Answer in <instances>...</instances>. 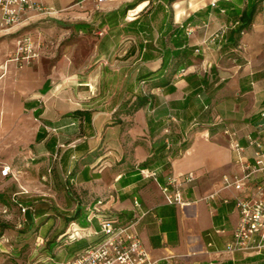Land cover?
<instances>
[{"label": "crops", "instance_id": "obj_1", "mask_svg": "<svg viewBox=\"0 0 264 264\" xmlns=\"http://www.w3.org/2000/svg\"><path fill=\"white\" fill-rule=\"evenodd\" d=\"M132 1L108 0L97 8L92 0H41L47 10L57 12L55 21L83 20L68 23L58 53V38L41 44L26 33L37 44L38 56H90L93 63L83 73L63 72L62 88L55 86L52 75L40 84L38 69L19 68L14 58L0 75L2 81L22 69L14 79L19 102L10 105L6 93L4 100L0 95V135L22 115L36 121L29 157L37 167L46 165L50 187L56 190L52 173L65 181V170L73 169L67 153L62 158L73 142L82 160L72 176L82 192L78 198L68 193L63 206L40 203L27 219L18 205L23 200L8 193L21 187L18 177L23 171L13 160L0 157V194L9 196L0 200V264H67L79 246L97 238L102 216L135 222L154 264H264V247L227 250L239 220L237 200L256 194L264 170L241 190L226 187L225 181L233 182L242 175L244 163L255 160V147L247 145L245 136L264 141V117L259 113L264 108V0L234 46L207 40L221 29L234 28L247 0H176L171 6L165 0H143L123 11ZM76 24L84 29L73 40L69 36ZM186 51L190 54L184 56ZM16 52L17 44L0 39V56ZM163 58L171 62L163 72L166 85L147 89L137 82L140 75L160 70ZM141 88L150 102L113 123L114 112ZM76 97L77 103L70 101ZM76 111L79 123L72 115ZM195 121L199 125L191 129ZM166 125L172 130L170 149L164 147ZM234 139L245 147L242 162L231 148ZM4 166L12 175L1 174ZM141 169L157 172L156 179L143 176ZM188 173L194 180L183 184V197L192 203H166L160 186L171 176ZM75 212L78 218L50 251L46 241L64 227L63 217ZM31 219L37 229L23 233L21 228ZM25 237H31L28 262L19 252Z\"/></svg>", "mask_w": 264, "mask_h": 264}, {"label": "built area", "instance_id": "obj_2", "mask_svg": "<svg viewBox=\"0 0 264 264\" xmlns=\"http://www.w3.org/2000/svg\"><path fill=\"white\" fill-rule=\"evenodd\" d=\"M97 8L108 0H92ZM57 12L47 10L41 0H0V34H5L26 21L32 14L53 16ZM192 31V29H188ZM103 31L98 32L102 34ZM224 29L215 32L207 40L208 42L220 41L223 37ZM36 43L31 36L21 35L17 41L16 60L21 62L20 66L28 65L30 61L38 57ZM198 51V49H196ZM184 73V69L180 74ZM260 116L264 117V108L260 110ZM175 121L174 118H171ZM169 127L165 128L166 135L170 133ZM225 133H228L225 131ZM247 145L255 147V160L245 162L243 173L233 182L225 180L226 187L233 186L236 190H241L251 177L260 170H264V141L252 135L245 136ZM166 148L170 149L172 143L168 137L165 140ZM72 146L75 145L73 142ZM232 150L237 155V160L242 162V154L245 147L236 139L230 141ZM63 146V145H62ZM3 176L12 175L9 166L1 169ZM141 174L145 177L156 179L157 174L153 170H142ZM194 180L192 173L182 176H171L161 190L164 194L165 202L171 205L184 207L191 204L183 197V184ZM135 205L139 207L137 200ZM21 212H26L27 208L19 204ZM239 210V220L234 229V238L228 246V251H249L259 250L264 247V182L257 185L256 194L252 197L239 198L237 200ZM135 222L121 224L117 221L105 219L100 221L99 233L102 235L101 241L92 246L67 264H154L142 244L141 238L134 228Z\"/></svg>", "mask_w": 264, "mask_h": 264}, {"label": "rangeland", "instance_id": "obj_3", "mask_svg": "<svg viewBox=\"0 0 264 264\" xmlns=\"http://www.w3.org/2000/svg\"><path fill=\"white\" fill-rule=\"evenodd\" d=\"M55 16V15H53ZM53 16H44L40 14H32L23 24L12 28L5 34H0V39L7 38L8 42L12 43L13 46L17 44L18 39L21 35L25 33H29L33 36L37 42L47 43L54 38L59 39V44L54 47L57 49V53L61 51L62 44L67 38V27L66 24L70 22L81 21L83 19L78 18H69V19H58L63 25L58 24L55 20H57ZM69 17V16H68ZM71 39H77V35H70ZM89 47V46H88ZM38 56L35 60L36 62L30 65L33 61H30L28 67H24L27 65H21V62L17 60L19 63V68L24 67V69L37 68L39 71V83L42 84L47 76H51L54 78L55 86L66 84L64 82L63 72H85L89 69V65L93 63L94 60L90 56H86L84 60H82L81 56ZM14 58L16 60V56H0V75L5 72L6 69H9L10 63L9 60ZM8 63V65H7ZM68 70V71H67ZM22 69H16L15 74L8 75L0 81V95L6 93L5 101L10 105H15L19 102V100L15 97L14 89V79H18L20 72ZM64 79V80H63ZM76 79H74V82ZM59 88V91L61 90ZM1 99L4 100V96H1ZM77 97L71 98L70 101L73 103H77ZM7 111H9L7 109ZM0 112L2 110L0 109ZM35 120L25 119L24 115L18 120V123H13L12 125H7L5 127V132L3 135H0V157L4 159H11L15 162L16 165L20 166V169L23 171L22 175L18 177V182L21 184V187L18 189H11L8 193L14 197L19 198L21 201L23 200V206L27 208L26 212H22L25 214V217L28 219V211L32 216L36 214L37 209L40 203L46 201H53L61 206H63L64 197H67V194L70 193L75 198H78L79 194L82 193L79 191V186H70L69 189H62V186L58 185L59 182L58 176L52 173L51 177L53 181L56 183V190L50 187V178L48 177V172L46 165L36 166V161L31 160L29 157V152L32 151L34 142L30 138V133L35 124ZM34 123V124H33ZM59 149H61L59 147ZM55 164H58V160H55ZM55 164L53 166V170L55 168ZM58 169V167H57ZM47 174V176H46ZM62 177V176H61ZM10 178L5 179L4 183L9 182ZM64 184V181H61ZM82 190V189H81ZM26 223V222H25ZM27 225V223H26ZM30 254L25 253L23 256L24 262L30 261ZM6 261H9L7 258Z\"/></svg>", "mask_w": 264, "mask_h": 264}, {"label": "trees", "instance_id": "obj_4", "mask_svg": "<svg viewBox=\"0 0 264 264\" xmlns=\"http://www.w3.org/2000/svg\"><path fill=\"white\" fill-rule=\"evenodd\" d=\"M141 1H143V0H133L132 2L125 4L124 7H123V11H127V10H129L131 8H134ZM175 1L176 0H165V3H166L167 6H171ZM261 1L262 0H247L246 1V6H245L244 10L242 11V13H241V15L239 17V20L237 21L236 26L234 28L230 29L228 32H227L228 29H225L223 37H222V39L220 41L226 40V43L228 45H233V46L236 45L240 34L242 32H244V30H246L251 25V23L253 21V18H254V15H255V12H256V8H257L258 4ZM56 22L58 24H60V25H63L59 21H56ZM66 27L68 28V24H66ZM74 29H75V33H72L71 34L72 36L77 35V33L80 30H83L84 27L81 24L80 25L76 24V25H74ZM183 54H184V56H187L188 54H190V52L186 51ZM176 56H178V55H176ZM170 63L171 62H169L168 60H165L163 58L160 70H158L156 72H149V73L140 75L137 78V82H139L142 86L146 85L147 89L148 88H155L157 86L166 85L168 83V81H167V78H165V76L163 75V72L165 71V69H167L169 67ZM148 102H150V96H149V94L144 92L143 89L141 88L139 90V92H136L134 94V98L133 99H131V97H129L128 99H125L122 102V105L114 112L115 120L113 121V123H115V124L121 123V121L119 119V117L121 115H123V114H125V115L132 114L133 112H135L136 110H138L140 107H142L143 105H145ZM72 115L77 117L76 121L79 123L80 122V118L78 116L79 115V111L74 112ZM196 125H199L198 121L193 122V124L190 126L191 129L194 128ZM167 127H169V126L166 125V128ZM169 129H170V127H169ZM169 131H170V133L167 135V137L170 139V141L172 143V139L170 137L171 133H172L171 132L172 130L170 129ZM54 144L56 145V143H54ZM77 147H78V144L77 145L75 144L73 146V149H71V151L68 152V149H67L66 151H64V153L62 155V158H63V156L67 153L66 157L68 156V158L73 161V165H74L73 169L65 170V173H64V178H65L64 184H62L61 180H58V182H59L58 185L62 186V189H69L70 186H74V183H73V180H72V178H73L72 176L75 173V171H76L77 167L79 166L80 162L82 161V160L80 161V157L78 156V154L75 151V150H77ZM164 147H166V144H164ZM63 161H65V160L63 159L62 162ZM82 163H84V162H82ZM142 165H144V164H142ZM142 170H144V169H141L140 172ZM156 174H157V172H156ZM54 175L56 176L57 174H54ZM5 198L8 199L9 196H6L4 194H0V200H5ZM19 204L23 205V203H19ZM27 213H28V216H31L29 214V211ZM77 218H78V215H77L76 212L73 215H69V216H64L63 217V219L61 220V224L64 227L63 228L61 227L60 229L55 230V234H53L46 241V244H47V246H49V250L50 251H52L54 248H56L57 245L59 244L58 237L64 232V229H66V227H68V225H70ZM105 219H110V220H114V221L119 222V220L116 217H112V216H102L101 217V221L105 220ZM43 220L44 219H40L39 222H42ZM36 222L31 219L30 224L28 223V226H25L24 228H21L23 233H27V232L32 231V230L35 231L37 229ZM119 223H121V222H119ZM121 224H125V223H121ZM96 235H97V238L94 241L89 242L85 246H82V245L79 246L78 245L79 246L78 250L75 252V254L73 255V257L70 260L75 258L77 255H79L80 253H82L86 249L97 245L101 241L102 235L99 232H97ZM29 238H31V237H29ZM29 238L25 237V239H27V240L23 241V243H22V245H21V247L19 249V252L22 253L23 256L27 252V249L29 248V246L31 244V240ZM30 258L32 259V256H30ZM8 259L11 260V257H8Z\"/></svg>", "mask_w": 264, "mask_h": 264}]
</instances>
